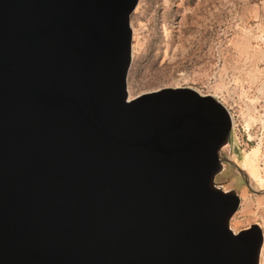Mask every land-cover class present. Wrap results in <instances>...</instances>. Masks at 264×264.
Here are the masks:
<instances>
[{
    "label": "water",
    "instance_id": "95a60500",
    "mask_svg": "<svg viewBox=\"0 0 264 264\" xmlns=\"http://www.w3.org/2000/svg\"><path fill=\"white\" fill-rule=\"evenodd\" d=\"M138 0H0V264H260L216 186L230 112L128 98Z\"/></svg>",
    "mask_w": 264,
    "mask_h": 264
},
{
    "label": "rangeland",
    "instance_id": "374dc122",
    "mask_svg": "<svg viewBox=\"0 0 264 264\" xmlns=\"http://www.w3.org/2000/svg\"><path fill=\"white\" fill-rule=\"evenodd\" d=\"M130 27L128 98L189 88L226 107L215 183L240 197L232 231L258 224L264 234V0H138Z\"/></svg>",
    "mask_w": 264,
    "mask_h": 264
},
{
    "label": "crops",
    "instance_id": "0c3cea01",
    "mask_svg": "<svg viewBox=\"0 0 264 264\" xmlns=\"http://www.w3.org/2000/svg\"><path fill=\"white\" fill-rule=\"evenodd\" d=\"M222 189V188H221ZM264 245V244H263ZM262 249H263V247H262Z\"/></svg>",
    "mask_w": 264,
    "mask_h": 264
}]
</instances>
